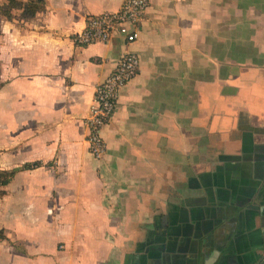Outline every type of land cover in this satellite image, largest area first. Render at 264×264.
<instances>
[{
    "label": "crops",
    "instance_id": "1",
    "mask_svg": "<svg viewBox=\"0 0 264 264\" xmlns=\"http://www.w3.org/2000/svg\"><path fill=\"white\" fill-rule=\"evenodd\" d=\"M122 2L0 15V264H264V0H151L134 42L74 44ZM126 52L96 160L84 120Z\"/></svg>",
    "mask_w": 264,
    "mask_h": 264
},
{
    "label": "built area",
    "instance_id": "2",
    "mask_svg": "<svg viewBox=\"0 0 264 264\" xmlns=\"http://www.w3.org/2000/svg\"><path fill=\"white\" fill-rule=\"evenodd\" d=\"M151 0H123L119 9L104 11L86 18L84 27L72 35L78 46L107 43L114 35L128 44L134 42ZM139 70V58L134 52L124 53L113 71L95 86L92 104L84 123L86 142L92 157L100 160L106 152L103 127L112 119L120 90Z\"/></svg>",
    "mask_w": 264,
    "mask_h": 264
},
{
    "label": "trees",
    "instance_id": "3",
    "mask_svg": "<svg viewBox=\"0 0 264 264\" xmlns=\"http://www.w3.org/2000/svg\"><path fill=\"white\" fill-rule=\"evenodd\" d=\"M46 0H4L0 4V15L10 19L13 10H21L22 17H32L45 9ZM32 164H24L21 169H28ZM14 170H0V185L6 184L13 175ZM0 232V238L2 237Z\"/></svg>",
    "mask_w": 264,
    "mask_h": 264
}]
</instances>
